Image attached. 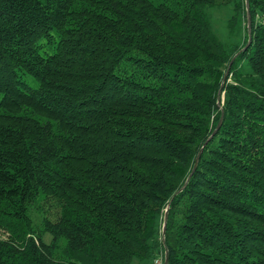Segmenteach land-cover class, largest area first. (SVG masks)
Here are the masks:
<instances>
[{
  "label": "trees",
  "instance_id": "1",
  "mask_svg": "<svg viewBox=\"0 0 264 264\" xmlns=\"http://www.w3.org/2000/svg\"><path fill=\"white\" fill-rule=\"evenodd\" d=\"M248 3L0 0V264H264Z\"/></svg>",
  "mask_w": 264,
  "mask_h": 264
},
{
  "label": "rangeland",
  "instance_id": "2",
  "mask_svg": "<svg viewBox=\"0 0 264 264\" xmlns=\"http://www.w3.org/2000/svg\"><path fill=\"white\" fill-rule=\"evenodd\" d=\"M232 6H224L216 9H208V13L213 12V27L216 33L219 35L221 40L224 42L229 41V30H228V21L229 18L232 15ZM242 35H244L243 29L240 31ZM51 234L46 235V239L50 240L51 239ZM136 264V262H135Z\"/></svg>",
  "mask_w": 264,
  "mask_h": 264
},
{
  "label": "water",
  "instance_id": "3",
  "mask_svg": "<svg viewBox=\"0 0 264 264\" xmlns=\"http://www.w3.org/2000/svg\"><path fill=\"white\" fill-rule=\"evenodd\" d=\"M247 8L249 10V3H248V0H247ZM248 28H249V41H248V44L251 42V16H250V13H248ZM247 45L245 47H247ZM167 218H168V213L166 212L165 213V219H164V227H163V240L165 241V233H166V227H167ZM165 264H168V253L166 252V262Z\"/></svg>",
  "mask_w": 264,
  "mask_h": 264
},
{
  "label": "built area",
  "instance_id": "4",
  "mask_svg": "<svg viewBox=\"0 0 264 264\" xmlns=\"http://www.w3.org/2000/svg\"><path fill=\"white\" fill-rule=\"evenodd\" d=\"M155 264H163L162 259H161V258H157V259L155 260Z\"/></svg>",
  "mask_w": 264,
  "mask_h": 264
}]
</instances>
